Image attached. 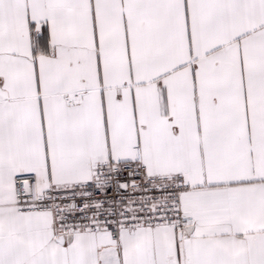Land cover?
<instances>
[{"label": "snow or ice", "instance_id": "snow-or-ice-1", "mask_svg": "<svg viewBox=\"0 0 264 264\" xmlns=\"http://www.w3.org/2000/svg\"><path fill=\"white\" fill-rule=\"evenodd\" d=\"M0 264H264V0H0Z\"/></svg>", "mask_w": 264, "mask_h": 264}]
</instances>
